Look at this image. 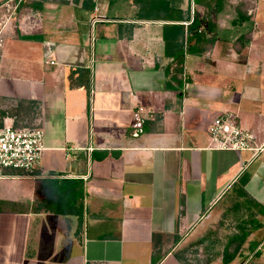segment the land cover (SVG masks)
<instances>
[{
  "label": "crops",
  "instance_id": "0c3cea01",
  "mask_svg": "<svg viewBox=\"0 0 264 264\" xmlns=\"http://www.w3.org/2000/svg\"><path fill=\"white\" fill-rule=\"evenodd\" d=\"M175 1L189 20L142 19L136 0L23 5L0 123L39 125L46 150L34 175L0 171V264H264V151L211 149L208 131L232 113L264 145V0ZM194 22L180 74L164 27ZM215 240L229 257L203 254Z\"/></svg>",
  "mask_w": 264,
  "mask_h": 264
},
{
  "label": "built area",
  "instance_id": "2783aa9c",
  "mask_svg": "<svg viewBox=\"0 0 264 264\" xmlns=\"http://www.w3.org/2000/svg\"><path fill=\"white\" fill-rule=\"evenodd\" d=\"M28 0H3L0 2V64L10 29H14L23 5ZM211 149L234 152L250 151L254 155L264 151L256 135L240 126L237 116L225 113L216 117L209 129ZM45 131L39 125L0 127V171L14 169L34 175L40 169L44 156Z\"/></svg>",
  "mask_w": 264,
  "mask_h": 264
},
{
  "label": "trees",
  "instance_id": "16d2710c",
  "mask_svg": "<svg viewBox=\"0 0 264 264\" xmlns=\"http://www.w3.org/2000/svg\"><path fill=\"white\" fill-rule=\"evenodd\" d=\"M136 3L140 7L139 17L142 19H162L169 22L180 20L181 23L189 20L192 17L191 10H182L181 5L179 6L178 2H176L175 0H136ZM195 26H197V22L192 23L188 28H186V26L183 24L166 25L164 27L166 54L168 57L173 58L176 65L175 71L177 73H183L186 53L192 52V48L190 46H186V30L191 31ZM192 38L193 37H190L188 41H192ZM180 85H182L181 80ZM2 126L3 124L1 125L0 123V127ZM241 232L244 235L249 234L246 229H243V231ZM229 248L230 247H227L226 250L228 251ZM235 253L232 256H235ZM225 256L229 257L230 254L225 253ZM229 262L230 261L228 259L224 260V263Z\"/></svg>",
  "mask_w": 264,
  "mask_h": 264
},
{
  "label": "rangeland",
  "instance_id": "374dc122",
  "mask_svg": "<svg viewBox=\"0 0 264 264\" xmlns=\"http://www.w3.org/2000/svg\"><path fill=\"white\" fill-rule=\"evenodd\" d=\"M28 1H32V0H28ZM191 1V0H190ZM222 232V237L224 235V230L221 231ZM227 234H229V231H225ZM236 230H233L232 233H235ZM217 233H219V231H217ZM238 233V232H236ZM222 240H220L221 242ZM218 243L217 240H215V244L214 245H211V246H201L200 248L203 250V254H206V255H213V256H225V252L230 254L232 253V251L234 250V246H232L231 248H229V250L227 251L226 250V245H221V243ZM226 250V251H225ZM250 253L252 251H249ZM208 258V256H206Z\"/></svg>",
  "mask_w": 264,
  "mask_h": 264
}]
</instances>
